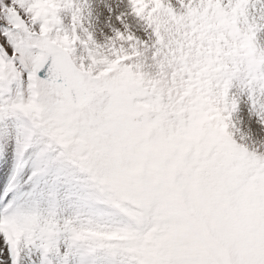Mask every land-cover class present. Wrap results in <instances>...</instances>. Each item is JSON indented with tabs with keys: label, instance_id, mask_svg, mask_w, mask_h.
<instances>
[{
	"label": "snow or ice",
	"instance_id": "snow-or-ice-1",
	"mask_svg": "<svg viewBox=\"0 0 264 264\" xmlns=\"http://www.w3.org/2000/svg\"><path fill=\"white\" fill-rule=\"evenodd\" d=\"M0 264H264V0H0Z\"/></svg>",
	"mask_w": 264,
	"mask_h": 264
}]
</instances>
